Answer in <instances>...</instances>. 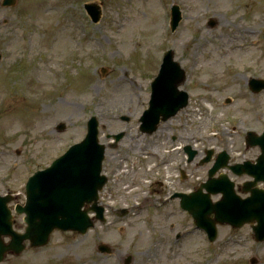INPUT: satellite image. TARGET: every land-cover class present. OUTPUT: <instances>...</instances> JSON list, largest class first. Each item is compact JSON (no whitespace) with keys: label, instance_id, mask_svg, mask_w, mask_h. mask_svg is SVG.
I'll list each match as a JSON object with an SVG mask.
<instances>
[{"label":"rangeland","instance_id":"obj_1","mask_svg":"<svg viewBox=\"0 0 264 264\" xmlns=\"http://www.w3.org/2000/svg\"><path fill=\"white\" fill-rule=\"evenodd\" d=\"M2 1L0 193L15 195L12 208L25 202L30 175L84 138L91 115L104 126L102 141H108L107 133L128 134L120 145L129 150L124 153L129 161L118 181L129 183L132 193L150 186L155 177L145 168L153 158L145 149H153L158 133L138 136L139 119L159 57L169 48L189 75L181 88L190 89L192 98L181 112L199 150L192 183L205 180L214 162V156L201 162L206 147L214 146V155L226 148L236 160L260 154L245 137L248 130H264V90L253 92L248 84L252 76L264 77V0H17L11 6ZM91 1L103 7L99 22L85 10ZM173 3L183 10L175 31L169 26ZM60 122L66 123L62 130ZM130 145L142 151H130ZM114 151L108 148L107 157ZM141 160L151 162L140 167ZM109 199L108 222L97 221L87 235L74 239L57 232L47 245L8 254L0 264H125L129 254L130 264H264V241L255 239L251 224H219L210 242L188 213L177 209L164 216L176 209L170 202L137 207L144 200L136 196ZM118 207L130 208L129 214L118 217L113 211ZM15 219V227L24 230L23 216L15 212ZM178 232L184 233L179 239ZM101 241L113 252L100 253Z\"/></svg>","mask_w":264,"mask_h":264},{"label":"water","instance_id":"obj_2","mask_svg":"<svg viewBox=\"0 0 264 264\" xmlns=\"http://www.w3.org/2000/svg\"><path fill=\"white\" fill-rule=\"evenodd\" d=\"M14 3L15 0H4L5 5ZM86 6L94 15L95 20H98L100 17L99 6L95 3ZM173 14V28H176L181 18L178 6L173 7ZM214 23L215 21L212 20L211 24ZM175 68L176 71H174ZM183 74V70L173 60V53L170 51L166 55L159 76L153 82L150 107L145 110L142 117L143 130L154 131L161 115H163V119H167L187 103V96L182 95L177 88L183 80ZM250 84L254 90H260L264 87V80L253 78ZM88 124V133L84 140L73 144L63 155L54 160L52 165L44 170H38L29 178L27 201L25 205L18 204L16 207L19 213H26L24 220L27 226L24 232L13 229L12 211L8 207L12 196L0 195V261L5 258L8 252L21 253L26 247L27 239L30 240L31 246H41L49 242L50 234L56 228L78 229L85 232L88 227L94 224V218L90 217L87 210H83L82 207L92 200H95L96 205L97 190L106 180L105 175L101 174L105 144L99 142L97 117L92 116ZM65 127L64 122L58 125L60 130ZM122 135L123 132L117 134L116 139L119 140ZM247 141L251 144L259 143L261 145L262 153L255 167L258 168V171L262 170L264 168V132L261 135L249 132ZM192 155H194V151ZM226 161L227 156L223 153L210 173H214L221 166L220 164ZM245 164L246 166L250 165L249 162ZM258 178L259 176H257ZM216 181L219 182L212 178L203 183L202 187L205 186L209 191H218L211 189L216 185ZM232 185L230 183L226 187L227 192L221 201L213 203L210 193L201 196L202 189L200 188L193 193L191 198L184 199L182 203L192 213L196 223L208 231L211 240L217 236L218 222H229L234 226H241L245 222L254 221L258 222L253 225L256 238L263 240L264 193L253 190L252 196L240 199L235 194ZM97 211V218L104 220L102 208L97 207ZM211 213H215V216L211 217ZM6 234L11 237L8 243L3 239ZM100 248L103 251H110V247L105 244ZM131 259L130 255L127 258V264Z\"/></svg>","mask_w":264,"mask_h":264},{"label":"flooded vegetation","instance_id":"obj_3","mask_svg":"<svg viewBox=\"0 0 264 264\" xmlns=\"http://www.w3.org/2000/svg\"><path fill=\"white\" fill-rule=\"evenodd\" d=\"M182 110L183 109L179 110L167 120L161 121L157 130L152 134L142 132L139 128L140 132L138 133V136H153L156 133H158V135L153 140V149H145V152L150 154L153 158L152 167L150 169L145 168V170L147 173H151L155 179L148 188L142 189L141 187L139 189L142 190L137 192H131L133 187L129 183L123 184L121 183L122 181H118V175L124 170L123 164L129 161V158L124 154L129 152V150L124 149L123 146L120 145V142L127 137L128 134L125 133L119 142H115L112 138H108L106 134V137L108 138L107 148L114 149L115 151L112 152L111 157H107L106 152L107 163L104 165V172L107 175V182L98 193L101 204L107 207L106 200L109 199V197L119 198V196H123L125 198H131L132 196H136L138 199L146 201L144 204V201L138 202L137 207L161 206L162 208L165 204H168L169 202L172 203V206L176 209L169 215L164 214V216L169 217L170 215H173L177 209L179 212L185 214L188 213V211L182 207L181 200L184 196H190V194L201 185L203 180H200L197 184L192 183L191 164L193 160L190 155L192 140L189 133L191 127L188 116L183 115V112H181ZM134 148L137 152L142 151V148L139 145H130L129 147L130 151H134ZM197 153L199 154V151ZM141 162L142 164H140V167H146L151 160L148 162L141 160ZM139 170L140 168L138 167L137 172H139ZM225 172L235 180V186L239 193L243 192L242 190L250 186L248 182L253 179L249 173L238 174L231 168H226ZM220 173L221 172H219V174ZM258 185L264 186V183L259 182ZM133 186H136V184ZM153 201H157L158 204L153 203ZM91 206L92 204L86 205V207L89 208H91ZM161 208H158V210ZM117 210L118 209H115L114 211L116 212ZM89 212L92 215L95 214V211L92 209L89 210ZM160 212L164 211L161 209ZM171 228H175L174 223L171 224ZM54 232H70L73 234L71 238L74 239L79 237V234L81 235L78 231L56 230Z\"/></svg>","mask_w":264,"mask_h":264}]
</instances>
